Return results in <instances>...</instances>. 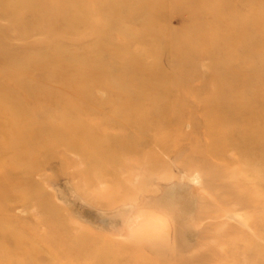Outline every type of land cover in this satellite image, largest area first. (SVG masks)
I'll return each instance as SVG.
<instances>
[{"label":"rangeland","instance_id":"obj_1","mask_svg":"<svg viewBox=\"0 0 264 264\" xmlns=\"http://www.w3.org/2000/svg\"><path fill=\"white\" fill-rule=\"evenodd\" d=\"M0 264H264V0H0Z\"/></svg>","mask_w":264,"mask_h":264},{"label":"bare ground","instance_id":"obj_2","mask_svg":"<svg viewBox=\"0 0 264 264\" xmlns=\"http://www.w3.org/2000/svg\"><path fill=\"white\" fill-rule=\"evenodd\" d=\"M51 102H52V101H47V102L45 103L46 106H47V109H46L47 111L49 110L48 107H50V106H52V105L54 104V103H51ZM134 217H135V216H134ZM135 219H136V218H135ZM129 222H130L129 225L132 224V221L129 220ZM133 223H134V221H133Z\"/></svg>","mask_w":264,"mask_h":264}]
</instances>
